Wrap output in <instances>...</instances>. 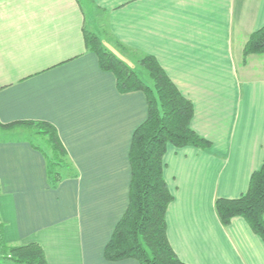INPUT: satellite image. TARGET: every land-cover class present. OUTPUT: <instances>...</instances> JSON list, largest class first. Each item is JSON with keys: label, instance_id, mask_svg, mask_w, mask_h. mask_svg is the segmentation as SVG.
I'll use <instances>...</instances> for the list:
<instances>
[{"label": "crops", "instance_id": "1", "mask_svg": "<svg viewBox=\"0 0 264 264\" xmlns=\"http://www.w3.org/2000/svg\"><path fill=\"white\" fill-rule=\"evenodd\" d=\"M263 24L264 0H0V123L49 122L77 171L50 187L35 129L0 126L4 241L37 242L47 264H137L107 260L103 248L127 205L129 145L146 100L116 88L85 46L88 30L128 65L153 55L210 142L167 144L163 155L166 235L178 258L264 264L247 222L222 225L214 209L216 197L243 193L264 160V54L242 57Z\"/></svg>", "mask_w": 264, "mask_h": 264}, {"label": "trees", "instance_id": "2", "mask_svg": "<svg viewBox=\"0 0 264 264\" xmlns=\"http://www.w3.org/2000/svg\"><path fill=\"white\" fill-rule=\"evenodd\" d=\"M85 46L97 56L102 70L115 77L121 92L141 90L146 100V117L134 129L128 151L130 179L126 208L115 223L103 248V257L115 261L134 258L137 264H187L173 251L166 235V209L173 195L163 176L167 144L180 147H207L210 142L191 127L193 103L171 81L156 58L142 54L138 66L142 78L124 60L113 54L92 31H84ZM264 54V24L252 31L242 48L243 61L249 54ZM33 127L43 145L35 144L46 160L47 183L55 187L77 171L60 142L55 127L47 121L0 123L2 128L14 124ZM214 209L222 225L233 216H241L264 242V160L249 176L246 190L237 197H216ZM1 262L47 264L37 242L8 244L2 236L0 221Z\"/></svg>", "mask_w": 264, "mask_h": 264}, {"label": "rangeland", "instance_id": "3", "mask_svg": "<svg viewBox=\"0 0 264 264\" xmlns=\"http://www.w3.org/2000/svg\"><path fill=\"white\" fill-rule=\"evenodd\" d=\"M132 68H134V70L142 77L144 78V71L142 70L141 67H139L138 65H130ZM32 139L35 142H39L40 145H43V141L40 140L41 136L38 135L37 133H35V135L32 136Z\"/></svg>", "mask_w": 264, "mask_h": 264}]
</instances>
